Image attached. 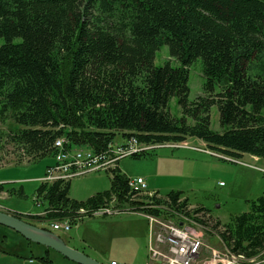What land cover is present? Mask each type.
<instances>
[{
  "label": "trees",
  "instance_id": "16d2710c",
  "mask_svg": "<svg viewBox=\"0 0 264 264\" xmlns=\"http://www.w3.org/2000/svg\"><path fill=\"white\" fill-rule=\"evenodd\" d=\"M164 47L178 67L156 66ZM199 60L203 96L190 101L189 68ZM173 99L181 117L171 114ZM214 107L221 131L211 127ZM8 117L15 126L0 129V154L13 147L16 166L54 158L62 138L99 154L118 137L145 146L195 138L228 158L264 159V0H0V125ZM129 179L117 168L110 189L83 202L70 198L71 181L41 182L42 214L14 215L53 232L115 197L141 200L214 231L233 256L264 259V194L221 223L182 191L140 194ZM3 193L25 198L0 184Z\"/></svg>",
  "mask_w": 264,
  "mask_h": 264
},
{
  "label": "rangeland",
  "instance_id": "374dc122",
  "mask_svg": "<svg viewBox=\"0 0 264 264\" xmlns=\"http://www.w3.org/2000/svg\"><path fill=\"white\" fill-rule=\"evenodd\" d=\"M166 63H170L173 67L180 65L176 59L170 57L169 49L164 47L158 53L155 64L163 66ZM203 69L201 60L189 68L190 101L203 96L205 83ZM170 107L173 116L181 117L175 99L172 100ZM14 126L13 120L8 117L0 125V129L8 132ZM211 127L215 131L222 130L217 107L211 110ZM115 142H122L121 137ZM179 146L151 150L149 156L141 160H136L134 157L124 158L119 163L120 170L128 178L145 179L150 189L160 191L162 194L160 196L167 195L173 190L186 192L194 205H203L211 211L214 219L221 223H227L231 217L248 212L249 202L257 200L264 194L263 158L244 154L240 160L229 158L231 161H228L216 156L212 151L205 150V144L195 138H189ZM73 149L83 151L87 148L73 147ZM14 151L13 147H7L0 154V184H5L7 189L22 188L25 198L10 196L7 193L0 194V210L12 214H42L43 208L35 200L36 191L47 172V165L54 163V158L46 157L36 163H28V160H25L23 164L16 166L14 162L17 160V155ZM110 177L106 172H94L73 179L70 198L83 202L97 193L109 190ZM145 203L140 200L133 205L129 202H121L115 197L104 208H114L120 210V213L131 209L130 212L139 214L149 210ZM165 214L166 212H163L164 217L168 219L169 215ZM130 219L137 222L141 231L146 228L147 241L143 242L139 239L137 245L135 244L127 222ZM112 221H125V223L117 228L115 238L113 239L112 235L109 239L106 231L109 230V223H113ZM145 222L142 217L129 216L126 213L116 216L92 215L84 220V224L80 222L77 226H72L70 231L60 230L53 233L65 239L71 246L82 245L89 256L101 264H111L112 261L118 264H148L150 226ZM34 224L36 225L32 226L50 233L44 229L45 224L38 222ZM191 225L198 226L203 231V233L199 231V236H202L205 248L198 264H264L263 257L248 261L231 255L214 231L205 230L194 220H191ZM83 234L88 242L87 245L81 243ZM43 257L50 258L52 264H75L59 253L29 242L15 231L0 225V264H44L40 261Z\"/></svg>",
  "mask_w": 264,
  "mask_h": 264
},
{
  "label": "built area",
  "instance_id": "2783aa9c",
  "mask_svg": "<svg viewBox=\"0 0 264 264\" xmlns=\"http://www.w3.org/2000/svg\"><path fill=\"white\" fill-rule=\"evenodd\" d=\"M69 144V141L65 138L56 141L57 153L54 156V164L48 167L42 179L43 183L68 182L94 172H106L113 176L114 171L119 168L120 161L124 158L134 157L157 148L175 145L178 148L182 143L145 146L138 143L136 139L122 140L120 143L113 142L108 150L102 154L91 149L74 151L73 148L68 147ZM215 155L229 160L228 157L218 153H215ZM129 186L133 191L140 194L145 193L150 196L155 194L148 190V185L143 178H130ZM147 208L159 211L158 215L153 211L139 213L146 217L150 226L148 264H198L205 248L202 236H199V231L203 233L202 229L191 225V219L171 213V210L164 206H157L152 203L147 205ZM80 212L86 214L85 210ZM162 212H166L169 218L166 219ZM117 214H120V210L106 207L94 212L92 215L114 216ZM52 229L54 231H70L68 224L60 223L52 224ZM111 264L117 263L112 262Z\"/></svg>",
  "mask_w": 264,
  "mask_h": 264
},
{
  "label": "water",
  "instance_id": "95a60500",
  "mask_svg": "<svg viewBox=\"0 0 264 264\" xmlns=\"http://www.w3.org/2000/svg\"><path fill=\"white\" fill-rule=\"evenodd\" d=\"M0 225L15 231L29 242L59 253L75 264H101L85 253L68 246L54 233L38 229L7 211L0 210Z\"/></svg>",
  "mask_w": 264,
  "mask_h": 264
},
{
  "label": "crops",
  "instance_id": "0c3cea01",
  "mask_svg": "<svg viewBox=\"0 0 264 264\" xmlns=\"http://www.w3.org/2000/svg\"><path fill=\"white\" fill-rule=\"evenodd\" d=\"M51 165H53V163L52 164H49V165H47V167L48 166H51ZM119 168H120V166H119ZM43 178H44V176H43ZM147 184H148V181H147ZM148 187H149V191H157V192H160L158 189H150V186L148 185ZM182 192H184V191H182ZM185 194H186V196L187 197H189V195L186 193V192H184ZM162 195V194H161ZM190 199V198H189ZM201 205V204H200ZM203 206V205H202ZM123 213H126V214H128L129 216H137L138 218H140V217H142L146 222L145 223H148L147 222V219L145 218V217H143L142 215H140V214H137V213H133V212H122V213H120V214H123ZM117 215H119V214H117ZM114 216H116V215H114ZM113 223H109L110 225H109V230H107L106 232H108V234H107V237L109 238V239H111V236H112V238L114 239L115 238V236H116V234H117V232H118V230H117V228L118 227H120V225L121 224H123V223H125V221H112ZM127 222H129V229H130V231L132 232V237H133V239H134V241H135V244L137 245V241L139 240V239H141L143 242H145V240L147 241L148 240V238H147V230H146V228L143 230V231H141V228H140V226L137 224V222L134 220V219H130V221H127ZM82 224H84V221L82 222ZM84 232V231H83ZM59 236V235H58ZM89 236H90V234H89ZM60 237V236H59ZM87 237H88V235H87ZM67 245H69L68 244V242L65 240V239H63L62 237H60ZM85 238V236H84V234H83V238H82V241H81V243L82 244H84V245H87L86 243H88L87 242V240L86 239H84ZM88 239V238H87ZM70 247H72V248H74V249H76V250H78V251H81V252H83V253H85L86 255H88L89 256V254H88V252H86L87 250L81 245V246H78V245H76V246H71V245H69ZM91 249H93L92 247H90ZM100 256H101V254H100ZM90 257V256H89ZM112 262H115V261H112ZM111 262V263H112ZM118 264V263H117Z\"/></svg>",
  "mask_w": 264,
  "mask_h": 264
},
{
  "label": "bare ground",
  "instance_id": "6f19581e",
  "mask_svg": "<svg viewBox=\"0 0 264 264\" xmlns=\"http://www.w3.org/2000/svg\"><path fill=\"white\" fill-rule=\"evenodd\" d=\"M228 161H231V160H228ZM145 180V179H144ZM146 181V180H145ZM146 183H147V181H146ZM148 185V184H147ZM146 218V217H145ZM61 224H68L69 225V223L68 222H64V223H61ZM69 227H70V225H69ZM70 230H71V227H70ZM51 233H53V232H51ZM55 235H57L56 233H54ZM58 236V235H57ZM59 237V236H58ZM60 238V237H59Z\"/></svg>",
  "mask_w": 264,
  "mask_h": 264
}]
</instances>
